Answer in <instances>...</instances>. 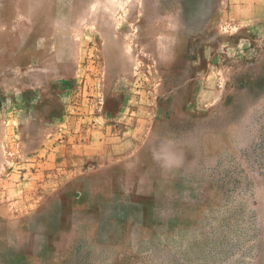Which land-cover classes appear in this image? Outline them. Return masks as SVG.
Listing matches in <instances>:
<instances>
[{"label": "rangeland", "instance_id": "1", "mask_svg": "<svg viewBox=\"0 0 264 264\" xmlns=\"http://www.w3.org/2000/svg\"><path fill=\"white\" fill-rule=\"evenodd\" d=\"M0 264H264V0H0Z\"/></svg>", "mask_w": 264, "mask_h": 264}, {"label": "crops", "instance_id": "2", "mask_svg": "<svg viewBox=\"0 0 264 264\" xmlns=\"http://www.w3.org/2000/svg\"><path fill=\"white\" fill-rule=\"evenodd\" d=\"M77 160H78V161H80V159H79V158H78Z\"/></svg>", "mask_w": 264, "mask_h": 264}]
</instances>
